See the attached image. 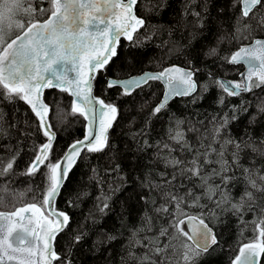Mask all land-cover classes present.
I'll return each instance as SVG.
<instances>
[{
	"label": "trees",
	"instance_id": "16d2710c",
	"mask_svg": "<svg viewBox=\"0 0 264 264\" xmlns=\"http://www.w3.org/2000/svg\"><path fill=\"white\" fill-rule=\"evenodd\" d=\"M159 3L160 0H138L134 6L135 14L146 22L137 34L140 42L133 44L121 38L117 55L105 70L96 73L94 93L106 103L115 104L119 111L108 133L109 146L99 153H82L55 203L57 210L68 214L70 225L57 235L54 247L62 258L70 259L71 264H148L143 257L151 254L149 241L156 240L162 246L168 243V238L160 237V230L168 228L169 233L172 232L171 217L156 211L165 203L162 192L167 191L187 196L191 190L200 196L201 207L187 208V212L195 216L202 214L215 230L218 245L198 258L197 264H229L242 243L255 239L252 222L259 215L258 208L256 211L245 209L241 219L230 210V204L217 207L219 196L209 200L197 178L190 182L178 176L168 187H152L165 185L166 180H171L178 171L166 166L165 157L169 153L158 149V142L170 143L174 149L173 157L192 158L191 152H182L175 142L168 141L169 127L177 120L184 121L181 128L185 137L191 148L197 149L201 147L200 137L213 127V118L219 119L225 113L235 114L237 119L222 132V139L248 143V147H242L239 152V167L234 166L228 173L235 177L225 189L231 194V202L239 201L247 187L242 169L264 175V113L258 111V106L264 103V85L240 96H225V103L220 105L218 98L222 92L212 83L217 77L235 82L241 79L243 65L230 64L224 59L241 43L250 41L233 38L240 6L233 8V0H166L163 8L158 7ZM194 11L201 13L202 26L191 15ZM259 11L264 13V9ZM46 14L39 16L35 11L24 22L33 18L38 20ZM249 24L253 28V37L264 36V28L256 27L253 21ZM146 34L152 38L145 40ZM213 48L217 49V54L209 55ZM171 64L198 69L194 76L197 91L191 96L174 97L165 110L150 119L162 92L160 81H149L134 89L131 95H122L117 86L107 87L108 77L120 78L144 70L161 71ZM203 86L207 87L206 91ZM43 99L50 106L48 122L55 132L52 157L55 162L72 141L83 135L84 119L79 114H71V98L65 92L45 89ZM242 107L247 111H241ZM189 128L197 131H189ZM142 131L144 134L140 135ZM222 139L213 145L218 151ZM145 140L151 147L144 145ZM45 142L46 138L38 131V120L25 102L0 99V158L7 162V158L19 153L13 171L0 176V210H13V206L33 202L34 196L37 200L41 198L44 180L41 173L35 176L24 173L34 148ZM207 143L205 138L203 144ZM234 151L233 146L227 147L225 157L230 162ZM216 158L215 153L210 156L212 160ZM213 168L218 165H208L206 171L211 172ZM210 183L220 184L221 181L215 177ZM102 194L111 196L106 215L96 211L97 198ZM186 202L191 204L192 198L188 197ZM256 204H262L259 194ZM171 207L169 205L170 210ZM81 232L86 233L84 238L79 243L74 242V237ZM102 234L116 239L106 241ZM134 240L141 243H130ZM151 255L157 264H161L160 257ZM167 255L171 260L172 253L169 251ZM59 264H63V260ZM260 264H264V255Z\"/></svg>",
	"mask_w": 264,
	"mask_h": 264
},
{
	"label": "snow or ice",
	"instance_id": "6c2138e0",
	"mask_svg": "<svg viewBox=\"0 0 264 264\" xmlns=\"http://www.w3.org/2000/svg\"><path fill=\"white\" fill-rule=\"evenodd\" d=\"M166 0H160L158 7L163 8ZM48 9H39L49 13L48 18L40 22L34 18L27 23L16 19L20 12L29 16L37 9L31 0H0V99L9 102L19 100L25 102L38 120V131L46 138V142L35 147L33 156L25 170L26 175L43 176V188L40 199L33 197V202L21 207L13 206L12 211H0V264H71L70 259L62 258L55 251L54 241L70 225L67 213L56 209L55 203L60 195L64 182L71 168L82 153H99L109 146V130L112 128L118 114L115 104L106 103L93 93V82L98 71H103L117 55V46L121 37L133 44H138L137 35L146 22L137 17L134 6L138 0H48ZM240 6L236 16L234 39L250 40L241 43L237 50L224 57L227 63L246 66V72L241 74L237 82L215 79L212 81L221 90L218 103H225V96L236 97L242 93L252 92L264 85V39L252 36L253 28L249 21L255 22L256 27L264 28V0H233V8ZM187 14V13H186ZM197 18L200 26L203 24L200 12H191ZM15 35L13 36V32ZM155 34V32L153 33ZM171 34V31L169 32ZM151 35H145L150 40ZM209 55H216L217 49L209 50ZM198 69L171 66L156 73H143L140 76L126 80L108 79L107 87L119 86L122 95H131L134 89L146 85L149 81H163L166 85L161 101L152 109L150 117L157 116L167 108L170 99L174 97L191 96L197 91V82L193 78ZM211 76V73H209ZM207 90L206 86H203ZM56 88L68 93L73 99L71 114H79L85 121L83 139L70 144L63 155L53 162V142L55 132L46 117L50 106L43 102V90ZM241 111H247L242 107ZM258 111L264 113V103L258 106ZM232 112H236L233 107ZM237 119L235 114L225 113L219 119L213 118V127L200 137L201 147L191 148L181 125L184 121L177 120L168 129V141L175 142L182 152H191L192 158L184 160L171 155L172 145L168 142H158V149L167 150L166 166L175 169L171 180L165 185H152L163 188L172 185L177 177L192 178L201 181L204 195L211 200L219 196L217 207L230 204V210L240 215L245 209L256 211L259 215L252 222L255 239L242 243L238 253L229 264H259V257L264 255V175L247 168L242 169L247 187L240 200L232 203L231 194L225 189L235 178L228 175L231 169L239 167V152L248 143H237L231 138L222 139L221 134L227 130L229 123ZM254 119V118H253ZM189 131H197L189 128ZM143 131L140 135H143ZM207 138L208 143L203 144ZM219 151L213 147L218 141ZM148 145L147 140L144 142ZM231 145L235 151L231 154V162L225 157L227 147ZM215 153L216 159H210ZM19 153L7 158H0V176L11 173ZM217 164L211 172L206 166ZM119 165H117V169ZM43 169V171H42ZM162 176L164 174H161ZM219 177L221 183H210ZM251 189V190H249ZM257 194L262 204L257 205ZM165 203L156 209L171 217L168 228L160 230V237H167L168 243L162 246L151 240L149 252L161 258V264H197V259L210 253L212 247L218 245V240L201 216L189 215L187 208L201 207L197 196L189 190L187 196H180L172 191L162 192ZM192 203L187 204V198ZM96 211L106 215L111 196L102 194L98 198ZM171 205V210L169 209ZM2 206V201H0ZM91 216V214H90ZM95 223V221H93ZM189 226L186 231L183 225ZM86 233H79L74 242L79 243ZM106 241L116 237L102 234ZM135 235V234H133ZM103 242V241H101ZM130 243L140 244V240ZM172 253L171 260L167 253ZM151 254L143 257L148 264H157Z\"/></svg>",
	"mask_w": 264,
	"mask_h": 264
},
{
	"label": "water",
	"instance_id": "95a60500",
	"mask_svg": "<svg viewBox=\"0 0 264 264\" xmlns=\"http://www.w3.org/2000/svg\"><path fill=\"white\" fill-rule=\"evenodd\" d=\"M135 12V11H134ZM49 15V14H48ZM48 15H47V17H45L44 19H42V20H39L40 22H43V20H45V19H47L48 18ZM121 38H123V37H121ZM254 38H259V39H264V36H257V37H254ZM247 43H250V41L249 42H247ZM246 44V43H245ZM237 50V49H236ZM235 50V51H236ZM234 51V52H235ZM233 53V52H232ZM242 65H243V70H242V72H241V74L242 73H245L246 72V66L243 64V63H241ZM173 65H175V66H178V67H181V68H188V66H182V65H178V64H171V65H168V66H166L165 68H168V67H171V66H173ZM164 69V68H163ZM162 69V70H163ZM146 72H149V73H156V72H159V71H153V70H144V71H142L141 73H137V74H132V75H127V76H125V77H120V78H112V77H108L107 78V80L108 79H110V78H112V79H118V80H126V79H130V78H132V77H137V76H140V75H142L143 73H146ZM194 78V77H193ZM195 79V78H194ZM217 79H221V80H227V81H231V82H235V81H233V80H231V79H229V78H226V77H217ZM160 83H161V85H162V92H161V95H160V98H159V100L157 101V103H156V105L161 101V99H162V97H163V95H164V93H165V90H166V85L164 84V82L163 81H160ZM198 85V84H197ZM117 87H119V86H117ZM121 90H122V88L121 87H119ZM47 89H50V88H47ZM54 89H56V88H54ZM45 90V89H44ZM44 90H43V93H44ZM57 90H59V89H57ZM93 93H94V84H93ZM68 94V93H67ZM69 95V94H68ZM94 95L96 96V97H98V98H101L100 96H97L95 93H94ZM70 96V95H69ZM179 97V96H178ZM70 98H71V102H72V97L70 96ZM42 99H43V95H42ZM102 99V98H101ZM173 99V98H172ZM171 100V99H170ZM43 102L44 103H46L45 101H44V99H43ZM47 104V103H46ZM155 105V106H156ZM46 119H47V121H48V114H47V117H46ZM84 134H85V121H84V133H83V135L80 137V138H77V139H75V140H78V139H83V137H84ZM74 140V141H75ZM74 141H72L70 144H72ZM69 144V145H70ZM68 145V146H69ZM68 146L66 147V149H65V151L67 150V148H68ZM64 151V152H65ZM63 155V154H62ZM61 155V156H62ZM60 156V157H61ZM78 160V159H77ZM27 203H31V202H27ZM26 204V203H25ZM21 206H23V205H21ZM21 206H18V207H21ZM0 211H12V210H0ZM205 223H207L206 221H205ZM208 224V223H207ZM209 225V224H208ZM183 227L185 228V230L186 231H188L189 230V226L187 225V223L185 224V225H183ZM209 227H211L212 229H213V232H214V234L216 235V233H215V230H214V228L212 227V226H210L209 225ZM217 237V236H216ZM55 248V247H54ZM56 251V250H55ZM237 254H239L238 252H237ZM262 256V255H261ZM261 256L259 257V264H260V259H261Z\"/></svg>",
	"mask_w": 264,
	"mask_h": 264
},
{
	"label": "flooded vegetation",
	"instance_id": "af4514ba",
	"mask_svg": "<svg viewBox=\"0 0 264 264\" xmlns=\"http://www.w3.org/2000/svg\"><path fill=\"white\" fill-rule=\"evenodd\" d=\"M31 3H32L33 7H34L35 9H37V11H38V15H39V16H42V15H44V14L46 13V12H40L39 9H41V8H43V9H47L48 6H49L48 0H31ZM48 14H49V13H47L45 17H47ZM45 17L40 18V19H38V20H42V19H44Z\"/></svg>",
	"mask_w": 264,
	"mask_h": 264
},
{
	"label": "rangeland",
	"instance_id": "374dc122",
	"mask_svg": "<svg viewBox=\"0 0 264 264\" xmlns=\"http://www.w3.org/2000/svg\"><path fill=\"white\" fill-rule=\"evenodd\" d=\"M27 16H28L27 14H25V13H23V12H20V13L17 15L16 19H19L20 21L24 22V19H25ZM14 33H15V31L13 32V34H14Z\"/></svg>",
	"mask_w": 264,
	"mask_h": 264
}]
</instances>
